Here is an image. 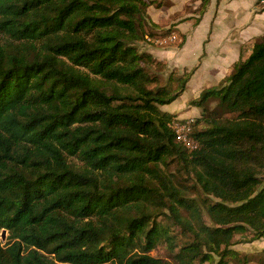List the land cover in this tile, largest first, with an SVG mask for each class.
I'll list each match as a JSON object with an SVG mask.
<instances>
[{
	"label": "trees",
	"instance_id": "obj_1",
	"mask_svg": "<svg viewBox=\"0 0 264 264\" xmlns=\"http://www.w3.org/2000/svg\"><path fill=\"white\" fill-rule=\"evenodd\" d=\"M154 1L0 0V264H169L150 253L175 246L166 212L195 238L178 264H228L235 235L264 236V39L191 101L203 115L190 149L161 106L193 70L178 90L152 88L137 48ZM173 165L219 198L215 226Z\"/></svg>",
	"mask_w": 264,
	"mask_h": 264
},
{
	"label": "rangeland",
	"instance_id": "obj_2",
	"mask_svg": "<svg viewBox=\"0 0 264 264\" xmlns=\"http://www.w3.org/2000/svg\"><path fill=\"white\" fill-rule=\"evenodd\" d=\"M150 1V0H149ZM200 1V2H199ZM170 0H155L152 4H149L145 8L146 18L144 20V25L146 28V34L143 38L137 41V48L141 53H148L152 56L153 61L150 64L149 62L145 64L148 71L152 76H155L158 81L151 84V87L154 88L157 85H167L171 87V89L178 90L180 86V82L177 80L178 77L182 76L181 78L184 79L187 75H189L188 67L184 69L180 65L179 67L175 66L174 57L175 55L169 54V51H179V48L182 46L183 42L185 41V32L181 29V23L188 22V24L194 25L195 21L199 18L200 15L203 14V6L202 0H191L186 6V10L183 13L178 11L176 14H169L171 9L169 6L171 5ZM177 4V3H176ZM175 4V5H176ZM259 9L262 8L264 5L263 1H258L256 4ZM175 9V8H173ZM189 13V14H188ZM191 13V14H190ZM209 20L205 22V30L208 26ZM204 34V33H203ZM198 42V41H197ZM201 42V41H200ZM201 52V45L198 46L195 41L191 43L189 48L183 53V56L180 58V63L187 64L192 66L195 62L198 61L199 54ZM177 59L175 58V61ZM177 62H179L177 60ZM198 81V82H197ZM194 85V83H196ZM225 81L221 82L224 83ZM201 80L195 79L190 88L184 91V95L177 99L176 101L170 103L165 108L161 106V109L165 110H182V105L187 106L191 105L194 106L190 110L193 111V115L190 117L183 116L182 113L175 114L172 119L171 126L179 131H184L187 135L189 143L187 146L192 149L196 145V141L193 139L192 132H193V124L196 119H200L203 115L202 110H198L195 105L191 103L194 97H197V87L201 85ZM220 83V84H221ZM187 85V84H186ZM217 86V85H215ZM186 88V87H185ZM189 100V103H188ZM206 106L209 110L216 109L218 107V99L211 98L207 103ZM180 107V108H179ZM196 108V110H195ZM189 110V109H188ZM196 111V112H195ZM182 115V116H181ZM230 115V114H229ZM190 122V123H189ZM182 123L187 125V129L189 130H182L181 127H178L177 124ZM189 123V124H188ZM180 126V125H179ZM190 126V127H189ZM204 122H200L197 126V129H203ZM195 131V130H194ZM185 143L183 140L178 139ZM186 145V143H185ZM70 161L74 163L80 164L75 158L69 157ZM172 171L176 173H181L184 176L179 178L182 185H184L186 196L189 198L195 199V202L199 204L201 210V221L208 225V226H215V223L211 220L206 205L208 203H214L219 200V198L215 197L212 194L205 193L201 187L196 184L195 178L192 174L186 175L184 172H179L180 167L179 165H173L171 167ZM264 175V174H261ZM264 184V183H263ZM262 186V185H261ZM167 211V210H166ZM167 214H162L158 216L157 221L164 223L166 226L170 228V234L174 237V250L170 247L169 243L165 241L159 242L151 251L150 253L157 258L162 259L164 262L169 264H178V260L175 258V255L178 253L181 247L187 245L188 243L192 242L194 238L193 232L190 230L189 227H184L182 224L176 223V221L171 217L169 212ZM180 213L185 218H190V213L185 210V208H180ZM195 223L197 222L196 219H192ZM3 231V230H2ZM2 231L0 232V242L5 243L8 239V232H5L4 238L2 237ZM247 236L246 240H250L253 233L247 232L243 235ZM242 235L237 234L233 238L234 244L231 246V249L236 251V255L228 254L225 259L228 260V264H263L264 263V244H255L253 241H242ZM108 243V242H107ZM107 247L110 248V244H107ZM205 251V250H204ZM219 260V256L213 254V258L210 260L212 263H217ZM107 264H114L108 262ZM204 264H209L206 261Z\"/></svg>",
	"mask_w": 264,
	"mask_h": 264
},
{
	"label": "crops",
	"instance_id": "obj_3",
	"mask_svg": "<svg viewBox=\"0 0 264 264\" xmlns=\"http://www.w3.org/2000/svg\"><path fill=\"white\" fill-rule=\"evenodd\" d=\"M170 1L171 11L168 13L174 15L178 11L183 13L191 0ZM258 1L260 0H209L203 8V14L199 16L194 25L190 26L188 22L181 23V29L186 31L185 41L179 51H169V54L175 55L173 60L175 66L181 65L183 69L188 67L193 70L184 91L190 88L197 77L203 83L197 87L196 95H200L204 88L219 85L230 75L234 64L240 58H247L252 52L253 45L264 39V5L259 9L256 5ZM207 19L209 23L205 30ZM193 41L199 47L201 45L198 61L192 66L180 63L179 57L183 56ZM175 58L179 62L175 61ZM184 91L177 99L184 95ZM167 105L169 104L162 105V107L167 108ZM183 107L181 111H167L175 114L182 113L186 117L193 115L190 109L194 106ZM197 109L201 110L200 107ZM253 243L264 244V236L254 240Z\"/></svg>",
	"mask_w": 264,
	"mask_h": 264
},
{
	"label": "built area",
	"instance_id": "obj_4",
	"mask_svg": "<svg viewBox=\"0 0 264 264\" xmlns=\"http://www.w3.org/2000/svg\"><path fill=\"white\" fill-rule=\"evenodd\" d=\"M261 1L264 2V0H261ZM189 123H190V122H189ZM189 123H188V124H189ZM179 125H180V126H179ZM177 126H178V127H181L182 130H185V129H186V130H189V129H190V128L187 129V125H186V124L184 125V124H182V123H181V124L178 123ZM189 127H190V126H189ZM175 131H176V134H177V138H178V139L183 140V141L186 143V145L190 144V143H189V140H188V138H187V135L185 134L184 131H179V129H177V130H175Z\"/></svg>",
	"mask_w": 264,
	"mask_h": 264
},
{
	"label": "water",
	"instance_id": "obj_5",
	"mask_svg": "<svg viewBox=\"0 0 264 264\" xmlns=\"http://www.w3.org/2000/svg\"><path fill=\"white\" fill-rule=\"evenodd\" d=\"M5 232H6V229H3V231H2V237L4 238V236H5Z\"/></svg>",
	"mask_w": 264,
	"mask_h": 264
}]
</instances>
